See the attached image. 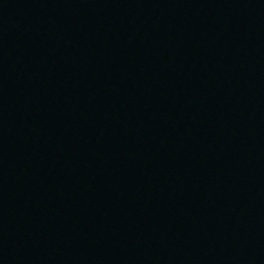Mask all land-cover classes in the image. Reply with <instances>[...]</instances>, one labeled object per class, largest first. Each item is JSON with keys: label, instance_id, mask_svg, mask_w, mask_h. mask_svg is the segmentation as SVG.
<instances>
[{"label": "water", "instance_id": "water-1", "mask_svg": "<svg viewBox=\"0 0 264 264\" xmlns=\"http://www.w3.org/2000/svg\"><path fill=\"white\" fill-rule=\"evenodd\" d=\"M264 96V0H0V237L173 159Z\"/></svg>", "mask_w": 264, "mask_h": 264}]
</instances>
